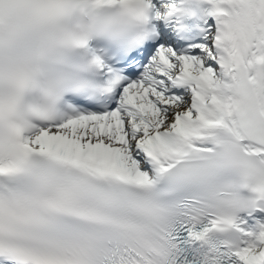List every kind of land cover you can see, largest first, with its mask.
I'll use <instances>...</instances> for the list:
<instances>
[{
    "label": "snow or ice",
    "instance_id": "1",
    "mask_svg": "<svg viewBox=\"0 0 264 264\" xmlns=\"http://www.w3.org/2000/svg\"><path fill=\"white\" fill-rule=\"evenodd\" d=\"M0 264H264V0H0Z\"/></svg>",
    "mask_w": 264,
    "mask_h": 264
},
{
    "label": "clouds",
    "instance_id": "2",
    "mask_svg": "<svg viewBox=\"0 0 264 264\" xmlns=\"http://www.w3.org/2000/svg\"><path fill=\"white\" fill-rule=\"evenodd\" d=\"M5 8H7V5H5ZM111 15L112 13L106 12L102 18L100 19V21H98V27L103 30L105 28H115L116 25L112 22L111 20ZM107 36L103 33V31H101V34L98 35L97 37V42H107Z\"/></svg>",
    "mask_w": 264,
    "mask_h": 264
}]
</instances>
